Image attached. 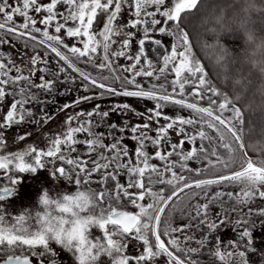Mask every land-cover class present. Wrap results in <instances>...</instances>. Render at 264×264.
I'll use <instances>...</instances> for the list:
<instances>
[{
    "label": "snow or ice",
    "instance_id": "obj_1",
    "mask_svg": "<svg viewBox=\"0 0 264 264\" xmlns=\"http://www.w3.org/2000/svg\"><path fill=\"white\" fill-rule=\"evenodd\" d=\"M200 2L201 0H169L172 4L169 7L165 0H50L48 3H41L40 0H16V6H13L10 0H0L2 18L0 31L5 33L4 36H0V44H10L21 39L32 42L22 46L26 50L23 52L27 57L26 62L18 64L11 56L7 57L6 63L0 62V102L5 101L6 97L13 99L6 115L3 116L0 129H10L13 125H21L26 120L36 125L41 121L44 124L49 123L53 114L47 112L46 107H41L37 118L34 108L29 105L49 103L54 105L56 104L54 97L57 95L63 97L73 92L83 93L76 96L73 101L60 105L58 110L62 113L69 107L75 109L84 103L98 101L89 110L80 107L74 115L67 116L69 123L67 131L63 136L56 135L47 150L28 147L24 151L0 155V169L36 173L38 168L44 167L45 159L50 162L59 160L70 167L67 171L65 167H56L55 173L68 181L73 179L70 173H75V183L78 186L81 185V177L83 184L87 185L93 183L111 185L113 181L116 182L114 197L109 196L108 187H104L98 193L89 189L96 195L95 207L98 211L85 219L75 221L71 229L54 228L46 222V216L40 215L39 212L36 214L38 219L35 231L29 230L28 227L0 226V246H5L0 248V252L9 253L3 264H35L34 261H30V256L41 262L48 258V254L54 258L57 254L51 247L52 243L71 253L75 264H133V262L159 264L156 258L162 256L168 258L167 264H196L193 260L186 261L175 254L181 253L186 256L197 252L198 248L181 246L182 240L191 242L193 237L191 235L178 237L176 234H184L193 227L205 225L209 231L217 230L218 225L212 217L218 214L212 212V206L219 203L223 208L225 197L231 202L240 197V193L216 191L210 194L207 191L210 186L223 184L218 174H214L216 178L212 180H189L183 171L179 173L172 171L175 162L165 164V171L169 172L171 169L172 173L171 179H165L159 175L157 167L149 163V153L144 149L148 140H151L152 145L159 146L162 138L166 140L169 130L177 123L180 126L199 124L201 126L199 147H191L190 150L178 154V158L183 162L195 160L206 164L207 161L200 160L197 155L201 149L207 151V145L204 143L206 133L203 128L206 126L214 130L223 139L221 127L232 132V124L242 120L241 108L236 106L239 96L235 99L229 98V95L213 86L205 74V68L192 55L190 33L186 31L185 19L193 10L198 9ZM58 5L65 6L66 10H58ZM152 6H155V11H146ZM30 12L45 15L38 21ZM16 16L21 17L22 22H16L14 20ZM53 22L55 34H50L49 27L53 26ZM37 23L43 25V29L36 27ZM62 31L71 38L73 41L71 44L62 38ZM35 33H39L40 36L37 37ZM154 33L166 34L172 38L169 41L170 50L162 43V38H153ZM136 34H139L138 49L131 51L130 41ZM117 36L122 37L119 50L113 48L117 43L114 39ZM149 43L151 56L146 51ZM40 47L44 49V55H41ZM48 53L54 54L62 63L53 65ZM120 58H125L128 63L119 65L116 61ZM0 60H4V57H0ZM78 65H89L98 71L93 75ZM66 69L74 75H70ZM105 71L108 74H104ZM14 72L15 75L12 74ZM169 72L175 74V78L170 81ZM37 73H40L39 82L33 79ZM77 79L82 87L74 86ZM191 85L195 86L191 90V95L200 100H207L208 106L200 107L196 103L187 102L185 89ZM58 86H64V91L58 92ZM169 86L171 92L168 91ZM174 94L185 98L177 99ZM42 95L53 99L45 101L41 99ZM112 98H133L137 103L139 101L153 103L140 111L127 101L111 103L106 109L103 103L99 102ZM176 106L192 110L199 119H187L181 115L172 118L167 113L170 108L175 110ZM229 112L230 120L226 119L228 116L225 115ZM113 113L121 117L132 113L137 117H144L145 122L130 125L127 119H123L119 125L115 121L108 123ZM161 117L168 122L161 125ZM71 122H76L78 126H71ZM153 122L157 125L155 129L152 127ZM101 127L106 131L97 132L96 129ZM149 131H155V138L149 137ZM116 132L120 135L117 136ZM184 132V128L181 127L177 135ZM81 133H86L87 138H78L77 134ZM125 133H130L129 138L137 144L134 149L135 164L130 159L127 163L122 159L130 155L129 147L123 144ZM25 138L26 136L21 134L16 136L15 140L24 141ZM196 139L195 135L188 136L187 142L192 145ZM105 140L110 142L106 144ZM184 142L180 141L181 144ZM4 145L5 133L0 131V149H3ZM78 146H86L83 156L78 154L81 151ZM177 147V144H173V151L168 152L167 156L156 151L155 158L168 161ZM91 153H96L94 159L89 155ZM73 154L77 155L73 158ZM26 157H31L32 162H27ZM89 164L91 167H88ZM225 166L227 167V162ZM180 168L185 169L184 163L180 164ZM109 169L112 171H107ZM203 170L207 173V168L203 167ZM187 171L201 174L200 169L188 168ZM122 173L127 174V187L117 179ZM146 174L147 183L142 182ZM177 177L182 179L177 180ZM9 179L12 185L19 183L16 179L11 177ZM227 179L233 181L231 184H239L245 176L241 173L239 178L228 176ZM247 179L250 181L252 177ZM158 185L163 187H157ZM133 188L142 191L134 194L129 191ZM181 193L190 197L189 205L182 206L181 201L174 202V198L179 197ZM12 194L11 188H3L0 190V202ZM48 194L45 192L39 195L41 204L48 203ZM121 194L138 209L135 214L112 206L111 200L119 202ZM201 195L203 203H200ZM256 195L252 192H243L238 204L250 205ZM258 195L264 198V195ZM105 197H109L107 209L103 207ZM66 199L81 211L88 206L87 197L81 191H77L74 197ZM146 199H150L151 202L146 205L138 203ZM192 200H196V203H192ZM81 201L84 202L83 206ZM230 206L233 211H238L236 204ZM188 207L191 208L186 216L188 224L176 226V220L184 216ZM243 215L251 216V208ZM258 215L264 217V211H260ZM18 220L23 221L24 216H19ZM3 221L4 216L0 215V222ZM249 223L251 221L247 219H238L236 226L245 225L239 234L240 240L248 238L246 245L248 250L252 251L251 232L246 227ZM93 228L103 234L101 238L95 239V242L90 238L92 234L89 229ZM130 242L142 243L139 254H136L134 249L126 254ZM205 243L204 239L197 240L199 247H203ZM169 246L175 252L170 250ZM235 246L239 247V242ZM245 255V251L227 253V257L238 258L233 264H247ZM215 256L221 260L226 259L220 251L215 252ZM103 257L110 258V261H105ZM51 264H55V259H52Z\"/></svg>",
    "mask_w": 264,
    "mask_h": 264
},
{
    "label": "rangeland",
    "instance_id": "obj_2",
    "mask_svg": "<svg viewBox=\"0 0 264 264\" xmlns=\"http://www.w3.org/2000/svg\"><path fill=\"white\" fill-rule=\"evenodd\" d=\"M231 0H226V2H229ZM235 3H237L238 0H234ZM233 1V2H234ZM41 3H48L50 0H40ZM166 4L169 5V7L172 6L171 3H169V0H165ZM221 2H225V0H221ZM241 3V0L239 1ZM10 3L13 4V6H16V0H10ZM58 10L65 11V6L58 5ZM155 6L149 7L146 9V11H155ZM123 11V10H122ZM208 12L204 13L202 15V12L200 11L197 13L196 18L197 24L199 29H207L209 25V22H214L216 18H218L219 13V7L215 5L214 8H212L208 15ZM30 15H33L36 17V19L39 21L44 13L36 14L35 12H30ZM207 15V16H206ZM204 16V17H203ZM159 18V17H157ZM237 19H240L239 16H236ZM125 19H127V13L125 12ZM149 19V18H148ZM14 20L16 22H22V18L19 16L14 17ZM0 21H2V18H0ZM261 21V20H260ZM259 20H256L258 25H264L263 23H260ZM123 22V21H121ZM71 23V22H69ZM54 24L53 26L49 27L50 34L54 33ZM214 24L217 26V21L214 22ZM36 27H39L43 29V25L37 23ZM198 29V28H197ZM198 29V30H199ZM135 32V30H132ZM5 33L0 31V36H4ZM62 38L69 42L70 44L73 42L71 38H68L66 34L62 31L61 33ZM139 37V34H136L132 40L130 41L131 44V51H136L138 49V43L137 38ZM11 40V38L6 37ZM153 38H162L163 43L169 47L170 50V44L169 41L170 38L166 37L165 35H161L159 33H154ZM117 43L113 45V48L116 50H119L120 42H122V37L117 36L114 38ZM30 43L27 40L21 39L18 42H12L10 44H0V52L4 54L5 56L9 57L11 56L12 59H14L18 64L22 62L27 61V57L23 55V52L26 51L22 48L23 44ZM82 47V45H80ZM66 51V49H64ZM219 50V46H216L215 52ZM41 55H44V49L40 47ZM31 53H29L30 55ZM48 55L52 58L53 65L60 64L61 62L59 60L54 59L53 55L51 53H48ZM210 59L212 57L209 56ZM119 65L123 66L125 63H128V61L125 60V58H120L118 61H116ZM82 70L90 72L91 74L95 75L97 71L95 70V67L89 66V65H79ZM67 70V69H66ZM70 75L72 74L69 70H67ZM107 73V71H105ZM104 73V74H105ZM175 78V74H172V77L169 79ZM74 86H80L82 87L81 82L77 79L76 85ZM193 86V85H192ZM171 87V86H169ZM171 89V88H170ZM58 92L64 91V86H58L57 88ZM179 90L177 89V92ZM186 92V98L191 99ZM82 92H73L71 94L65 95L63 97L57 95L54 97L56 100V104H46L43 105V107H46L47 112L53 114V118L49 121V123L44 124L42 121L39 125L22 122L21 125H13L10 129H0V131H3L5 133V145L3 149H0V155H7L10 152H20L24 151L28 147H37L38 150H47V147L50 146L51 140L56 137V135H61L67 131V128L69 127V123L67 122V116L74 115L75 112L80 110V107H82L85 110H89L93 107L95 103L98 101H93L91 104L84 103L80 107L72 108L69 107L66 109L63 113L58 110V107L62 105L65 102L73 101L76 96L82 95ZM175 95V94H174ZM177 96V95H176ZM181 97V96H180ZM185 98V97H184ZM53 97L48 96V101L52 100ZM192 100V99H191ZM129 102L133 104L135 108H137L140 111H143L145 107L151 106L153 102L148 101H139L138 103L133 100V98H112V99H105L103 101H99L103 103L105 106V109L107 106L114 102ZM193 101V100H192ZM13 102V99L11 97H6L5 101L0 102V123L3 122V116L6 115L7 110L10 107V104ZM51 105V106H50ZM40 113V112H39ZM172 116V118H175L176 115H181L184 118L187 119H194L198 120L199 116L192 112L190 109H182L179 106L175 107V110H172L171 108L168 110V113ZM251 118H257L255 122L254 130L251 131L256 134L254 136L255 139L261 140L264 137V115L262 114H251ZM38 118V115H37ZM250 118V119H251ZM123 119H127L130 123V125H135L137 123L143 124L145 122L144 117H137L132 113H128L126 117H121L115 113H113L110 118L108 119V123H112L115 121L118 125L121 124ZM168 121H164L161 117L160 124H166ZM252 122V121H251ZM71 126L75 127L78 126L76 122H71ZM153 129L157 127V125L153 122L152 124ZM183 127L185 132L181 133L179 136L177 135V132L179 129ZM218 127H220L218 125ZM201 130V126L199 124H193V125H184L180 126L178 123L173 128L170 129L167 134V139L162 138V142L159 146L152 145L151 141L146 143L145 151L149 153V163L152 165H155L159 171V175L165 179H171L172 173L171 169H169V172L165 171V164L175 162V165H173L175 168L172 169V171L175 172H181L183 171V174L188 177L189 180L200 178L204 176H197L195 172H192L195 177H191L189 171H187L188 168L192 169H201L203 167H206L207 164L212 163V165L220 166L224 162H227V168L226 170L217 172L215 174H221L224 172L236 170L245 164V160L242 157L238 145L234 139V137L230 134L228 130H226L224 127H221V131L224 134V138L221 139L220 136L214 131L206 128V126L203 128V130L206 133V136L204 137V140L207 145V151L205 152L203 149L199 150L197 155L199 156L200 160L207 161L206 164H201L200 161H188L183 162L180 161L178 158V154L182 152H186L191 149V147H199L201 141L199 139V131ZM97 132H104L101 131V129H96ZM29 133H31L29 135ZM24 134L26 136L24 141H18L15 140V137L18 135ZM84 138H87L86 133H82ZM116 135L119 136L120 133L116 132ZM149 137L155 138L156 133L155 131H149L148 133ZM195 135L197 137L194 144L189 145L187 142V137ZM131 136L130 133H125V139L123 140V144L127 145L130 149V155L128 157L131 160L133 164L136 163V157L134 154V149L137 147V144L131 140L129 137ZM130 139V140H129ZM185 141L183 144L180 143V141ZM108 140H105L107 142ZM177 144L178 147L175 149L173 156L168 158V161H161L157 158H155V152L160 151L162 155L167 156L168 152H172L173 148L172 145ZM78 154L83 156L84 152L80 151ZM77 154H73V158ZM250 156V155H249ZM87 158V157H84ZM256 163L264 166V159L258 158V157H251ZM27 162H32L31 157L25 158ZM142 159V158H141ZM227 160V161H226ZM48 161V160H47ZM127 161V162H128ZM50 163V161H49ZM184 163L185 169L182 170L180 168V164ZM62 164V163H61ZM61 164H55L56 166L54 168L48 167V163L44 162L43 168H38L36 173H30V172H24L19 173L15 169H9L8 171L0 169V190H2L5 187L11 188L13 190V194L11 196H7L5 198V201L0 202V215L4 216V221L0 222V226L5 227H28L29 230L35 231L37 228V212H39V207L37 204V200L39 198V195H42L43 193L47 192L49 194L53 192H59L61 190H67V192H70L75 195V193L79 190H81V187L83 186L84 189L89 190L90 188L93 191H96L97 193L101 191L102 189H98L100 186L96 185H87L83 184V177H81V185L78 186L75 183V173H70L73 176V179L71 181L65 180L62 177L59 176L58 173L55 172L56 167H65ZM142 166V165H141ZM70 166H68L69 168ZM90 167V166H88ZM66 168V167H65ZM66 168V171L68 170ZM215 172V171H212ZM214 175V174H212ZM211 176V175H208ZM245 179H243L239 184H231L233 181L228 180L224 181L221 186H210L207 191L210 194H213L216 191L220 192H227L232 191L233 193H240V197L243 196V192H252L253 195L257 194L253 198V202L250 205H240L238 204V200L240 197H237L233 201L229 202L227 198L225 197V206L222 208L219 203L212 206V212L214 214H218V216L213 215V220L217 223L218 228L215 231H209L205 226H201L199 228L193 227L192 229H189L184 235H191L193 237V240L191 242H184L181 241V246L183 247H192V248H198L197 252L189 253L187 254L188 259L193 260L196 262V264H233V261L237 260L238 258L236 256L227 257V253L229 251H245V260L247 261V264H264V217L258 215L260 211H264V198L259 197L258 194L264 195V175L261 174H247L244 175ZM16 179L19 183L16 185H12L10 183V179ZM247 177H252V179L249 181ZM256 177H259L257 180ZM118 181L123 182L125 184V187H127V174L122 173L117 177ZM182 177H177V180H181ZM142 182L147 183V174L146 177L143 179ZM155 182V174H153V183ZM157 187H163V185H158ZM132 193H138L142 190L139 189H129ZM192 190H189L191 192ZM116 194V193H115ZM189 199L190 197L185 196L184 193H182L179 197L176 198V201H181L182 206L189 205ZM112 201V200H111ZM114 202V201H113ZM148 202H151L150 199H146L144 201H139L138 203L141 204H147ZM203 197L200 196V203H203ZM112 203V202H111ZM192 203H196V200H192ZM231 204H236L238 208V213L236 211H233L231 208ZM112 206L117 207L118 210H126L130 212H137L138 209L136 208L135 211L125 209V207L120 205H113ZM104 208L109 207V201L105 198V202L103 204ZM251 208L252 215L246 216L243 215V213H246L248 209ZM98 211V209H97ZM188 211H191V208L188 207L185 211L184 216L179 217V219L176 220V226L181 225H187L188 220L186 219ZM229 212H233L229 214ZM226 213V214H225ZM24 216L23 221H19V216ZM179 216V213L177 214ZM227 215V216H226ZM247 219L251 221V223L247 224V229L251 232L250 239L252 241V251L248 250V247L246 245V241L248 238H245L243 241L240 240V232L243 229H240V227L236 226V221ZM224 220V223H221L220 221ZM180 224V225H179ZM111 227V226H109ZM92 236L90 238L93 239L95 242V239H99L102 237V232H100L98 229H89ZM202 234V235H201ZM198 239H204L206 243L203 247H199L197 244ZM229 242H232L230 245ZM239 242V247H236L235 245ZM26 247V246H25ZM51 247L54 252H56V257H51V254H48V258L44 259L42 262L37 260L35 257H29L32 261L35 262V264H51L52 259H55V264H75L74 257L71 253H68L66 250H64L62 247L55 245L54 243L51 244ZM142 243L140 242H130L129 249L126 250V254L128 252L135 250L136 254H139L141 251ZM39 250V246H38ZM220 251L223 255L226 256L225 260H221L219 257L215 256V252ZM18 254V253H17ZM205 255V256H204ZM105 261H110V258L103 257ZM159 264H167V257H159L156 258ZM134 264V262H133Z\"/></svg>",
    "mask_w": 264,
    "mask_h": 264
},
{
    "label": "clouds",
    "instance_id": "obj_3",
    "mask_svg": "<svg viewBox=\"0 0 264 264\" xmlns=\"http://www.w3.org/2000/svg\"><path fill=\"white\" fill-rule=\"evenodd\" d=\"M231 5L225 0L219 5L221 15L218 22L225 33L237 32L242 36V47L237 52L229 50L225 45L219 47L214 60V69L225 85L231 97L239 96V102L251 114L264 115V25H258L256 17L264 14V0H241L240 11L234 13L240 19L226 16ZM85 193L88 206L84 211L71 204L66 197L74 194L61 190L48 194V203L37 204L39 213L46 216L47 223L54 228L71 229L78 219H85L97 211L94 192L81 187ZM83 201L81 205L83 206ZM38 219V217H36Z\"/></svg>",
    "mask_w": 264,
    "mask_h": 264
},
{
    "label": "trees",
    "instance_id": "obj_4",
    "mask_svg": "<svg viewBox=\"0 0 264 264\" xmlns=\"http://www.w3.org/2000/svg\"><path fill=\"white\" fill-rule=\"evenodd\" d=\"M233 1L234 0H231V1L227 2L228 4L231 5V9L226 13V16L232 17L233 19H237L236 16L234 15V13L237 12V11H240L241 3L239 2L240 0H238L237 3H235V1L234 2ZM222 3L223 2H221V0H201L198 9L197 10H193V12L191 14H188L186 16L185 27H186V31H188L190 33V45L192 46V55H193V57L195 59L199 60L200 63H201V66L205 68V74H206L207 78L211 81L212 85L217 87L219 90H221L225 94L229 95V98H232L230 93H229V91H228V89L226 88V86L221 84L220 79L217 76V73H216V71L214 69V60H215L216 56L219 53V50L216 51V52L214 50H215L216 46L220 47L221 45H225L226 47H228L229 50H232L235 53V52H237L239 50L240 47H242V43H241L242 36L239 33H237V32L225 33L221 29V23H223V22H218V18H216L214 20V22L217 21V26L214 24L213 21L212 22L208 21L210 26H208L207 29L204 30V29H202L203 27L201 29H199L198 24H197L198 23L197 22L198 18H196V16H197L196 14L199 13L200 11L202 12V15L205 16L204 13H206V12L209 13V11L212 8H214L215 5L218 8L219 5H221ZM208 13H207V15H208ZM218 14H219L218 15V17H219L221 15L220 11H219ZM149 19H151V18H149ZM256 20H259V21L261 20L260 23H263L264 22V14L258 15L256 17ZM0 22H2V21H0ZM35 35L36 36H40L39 33H35ZM161 35H165L166 36V34H161ZM169 38H170V40H172L171 37H169ZM29 42L32 43L31 41H29ZM162 43H163V41H162ZM62 50H64V49H62ZM146 51H147V53L150 56L152 55L150 43H149V47L147 48ZM209 56L212 57V59H210ZM0 57H4V60H0V62H5V63L7 62V56L2 54V52H0ZM53 57H54V55H53ZM54 59L58 60V58H55V57H54ZM160 66H162V65H160ZM95 70L98 71L96 68H95ZM12 74L15 75V72L12 73ZM105 74H108V73H105ZM172 74L173 73H171V72L168 73L169 79L172 77ZM39 76H40V73H37V75L33 79L36 82H39ZM137 79H140V78H137ZM194 87H195L194 85L193 86L192 85L191 86H186L185 90L188 93L187 95L194 102H197V103L202 104L204 106H208L207 105V100H200L198 97L191 95V90ZM170 88L171 87H169V89H168L169 92H171ZM177 96H179V95H177ZM41 99H43L45 101H48V96L47 95H42ZM236 106L241 108L242 120L239 121V122L233 123L232 126L235 128V130L238 132V134L242 138V141H243V143L245 145L246 151L250 155V157H258V158L260 157V158L264 159V137L261 140L255 139L254 136L256 134H254V132L251 131V128H252V130H254V128H256V130H257V127L255 126V122H256L257 118L255 117L252 120L250 112L247 111L244 108V106H242L240 104L239 101L236 102ZM29 107H33L34 111L37 113V115H39V112L41 110V107H43V105H29ZM225 115L228 116V117H226V119H229V120L231 119L230 118V115H231L230 112L229 113H225ZM81 119H84V118H81ZM100 129H101V131H104V130L106 131V129L104 127H101ZM82 135H83L82 133L81 134H77V137L78 138H84ZM149 141H151V140L146 141V143L149 142ZM109 142H110L109 140L107 142L104 141V143H106V144L109 143ZM78 147L81 148L82 152H84V153L86 152V146H78ZM89 155H91L93 159L96 157V153H91ZM108 155H111V153H108ZM122 159L127 163L128 157H123ZM45 161L48 163V167H52V168H54L57 164H61L62 163L59 160H56L55 162H50V163H49V160L47 161V159H45ZM223 164H225V162ZM61 165H64L66 168H68V166L65 165L64 163H62ZM88 166L91 167V164H89ZM204 168H207V173H205L203 168H201L200 169L201 174L197 175V176L212 175V174H215L217 172L226 170L227 167L223 166L222 164L220 166H218V164L217 165H212V163H210V164H207L206 167H204ZM102 171H104V170H102ZM107 171H112V169H109ZM212 171H215V172H212ZM189 173H190V175L194 174L192 172H189ZM94 175H98V174H94ZM194 175H191V177H195ZM115 183L116 182L113 181L111 183V185H101L100 186V185H97L95 183H93V185L100 186L98 189H102V190L104 189V187H108L109 188V196L110 197H114L115 193H116ZM105 198L109 201V197H105ZM175 200H176V198L174 199V201ZM111 202L113 203V205H120L122 207L124 206L125 209H128V210H132V211L136 210L135 206L131 205V203L126 198H124L122 194H121V200L119 202L115 201L114 199ZM231 213H233V212H229V214H231ZM216 216H218V215H216ZM239 227H240V229H243L245 227V225H241ZM184 234L178 233L176 235L178 237H180V236H182ZM165 239H167V238H165ZM170 248H171V246H170ZM172 250L175 252L174 249H172ZM176 254L181 256V258L186 260V261L189 260L187 255L185 256V255H182L181 253H176Z\"/></svg>",
    "mask_w": 264,
    "mask_h": 264
},
{
    "label": "water",
    "instance_id": "obj_5",
    "mask_svg": "<svg viewBox=\"0 0 264 264\" xmlns=\"http://www.w3.org/2000/svg\"><path fill=\"white\" fill-rule=\"evenodd\" d=\"M37 37H39V36H37ZM174 97L177 98V99H184L183 97H179V96H176V95H174ZM187 102L196 103L198 106L204 107V105L199 104L197 102H194L192 100H188L187 99ZM225 129L228 130L227 128H225ZM230 134L234 137V139H235V141H236V143L238 145L239 151H240L242 157L245 160V164H244V166H242V167H240V168H238L236 170H232V171H228V172H224V173L218 174L219 177H220V180L222 182L228 181V179H227L228 176H236V177L239 178L241 176V173H243L244 175H247V174H261V175H264V166L256 163L249 156V154L246 151L245 145H244V143L242 141V138L240 137V135L238 134V132L235 130V128L233 126H232V132H230ZM214 178H216V177H214V175H211V176H204V177L195 178V179H191V180H212ZM122 211H126V210H122ZM133 214H135V213H133ZM170 250H172V249L170 248ZM0 264H3V263H0Z\"/></svg>",
    "mask_w": 264,
    "mask_h": 264
},
{
    "label": "flooded vegetation",
    "instance_id": "obj_6",
    "mask_svg": "<svg viewBox=\"0 0 264 264\" xmlns=\"http://www.w3.org/2000/svg\"><path fill=\"white\" fill-rule=\"evenodd\" d=\"M2 247H5V246H0V248H2ZM8 254L9 253H7V252H0V263H3V261L7 258ZM30 261H32V260L30 259Z\"/></svg>",
    "mask_w": 264,
    "mask_h": 264
}]
</instances>
